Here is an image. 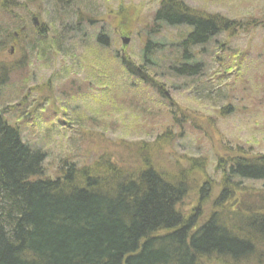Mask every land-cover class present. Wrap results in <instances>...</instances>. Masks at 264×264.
<instances>
[{
	"label": "rangeland",
	"instance_id": "374dc122",
	"mask_svg": "<svg viewBox=\"0 0 264 264\" xmlns=\"http://www.w3.org/2000/svg\"><path fill=\"white\" fill-rule=\"evenodd\" d=\"M160 1L164 0H70L62 8L54 0H0V70L11 83L0 94L4 104L15 107L5 116L23 130L27 144L47 153V176L57 175L63 158L79 164L104 153L115 167L131 172L145 159L168 174L187 170L189 198L180 210L196 218L193 226L214 213H220L225 224L240 221L264 210L263 180L234 179L231 189L241 194L221 197L227 160L264 155V0H182L189 9L241 27L214 39L196 57L194 62L200 64L194 69L202 75L193 79L195 90L185 86L189 80L168 70L177 64L190 68L191 47L184 41L189 26L154 28L153 14ZM121 11L131 17L124 26ZM79 12L93 16L92 25L80 27L90 39L83 46L72 29ZM28 14L29 23L22 30V25L14 28V18L25 23ZM31 17H36V27ZM29 28L36 33L28 36ZM50 29L62 30L65 37L57 62L58 52L44 36ZM100 31L109 35L110 46H97ZM153 38L167 61L159 58L158 66L143 65L142 44ZM123 39H129L126 47ZM83 55L91 61L95 55L101 59L108 83L85 72ZM114 55L119 64L123 57L136 69L144 67L141 82L125 76ZM205 87L212 92L207 94ZM158 141L160 149L155 146ZM202 185L208 192L199 189ZM260 261L264 264L263 249L256 250L248 264Z\"/></svg>",
	"mask_w": 264,
	"mask_h": 264
},
{
	"label": "trees",
	"instance_id": "16d2710c",
	"mask_svg": "<svg viewBox=\"0 0 264 264\" xmlns=\"http://www.w3.org/2000/svg\"><path fill=\"white\" fill-rule=\"evenodd\" d=\"M54 1L58 7L66 8L70 0ZM16 4L11 8L15 9ZM158 4L153 14L154 28L188 25L184 41L190 47L204 46L210 36L219 32L231 34L241 28L219 16L200 17L202 14L189 9L182 0ZM120 15L124 26L131 17L124 11ZM29 17L30 14L25 23L14 18V28L22 25V30ZM210 19L213 21H207ZM92 21V15L79 12L72 27L77 44H86L89 34L81 33L80 27L85 23L92 25ZM26 33L30 36L36 31L29 28ZM61 33L62 30L59 33L50 29L44 35L51 38L50 48L58 52L55 62L61 55L60 41H65ZM122 35H126L125 30ZM153 41L154 38L148 39L142 44L143 65L150 62L158 66L144 58L162 51ZM95 42L99 47L110 46V37L100 31ZM183 50L188 52V48ZM190 56V68L189 64L168 67L174 77L202 75L194 69L198 67L194 62L197 55ZM187 57L180 56L184 62L189 61ZM93 58L91 61L83 55L85 72L108 83L107 66L97 55ZM113 60L117 61L115 55ZM120 65L125 76L140 81L144 67L136 69L123 57ZM0 73L2 89L11 83L6 72ZM144 81L148 83L147 79ZM3 98L0 94V264H248L254 251L264 250V210L244 218V232L227 228L220 213L193 226L196 218L186 217L177 204L185 190L188 193L183 179L186 169L168 174L144 159L140 169L124 171L101 153L79 164L63 158L57 175L47 176V153L24 141L23 130L5 116L15 107L4 104ZM155 146L160 149L161 141ZM197 162L200 160L192 161ZM226 163L230 171L224 180L227 189L234 179L264 181V155L236 156ZM227 189L221 197L228 194Z\"/></svg>",
	"mask_w": 264,
	"mask_h": 264
},
{
	"label": "bare ground",
	"instance_id": "6f19581e",
	"mask_svg": "<svg viewBox=\"0 0 264 264\" xmlns=\"http://www.w3.org/2000/svg\"><path fill=\"white\" fill-rule=\"evenodd\" d=\"M208 17L207 15H201L200 17ZM207 21H210V22H212L213 21V19H210V20H207ZM222 35H229V34H227V33H225V32H219L218 33V35H215V36H210V38H209V42L208 43H205V45L204 46H201V44H198V45H200V46H197V45H195V44H193V45H191V53L192 54H196V55H199V54H201V50H200V48L201 49H205V48H208V47H210L211 45H212V43H213V40L214 39H216V38H218V37H220V36H222ZM16 36H18L17 34H16ZM179 56H181L180 54H178ZM144 58H147V59H149V60H152L153 62H156V63H158L159 61H158V59L159 58H161V60L163 61V62H166L167 60H166V57H165V55H161V53H159V51L156 53V54H148V55H144ZM196 64H200V63H196ZM169 67V66H168ZM201 75H195V78H199ZM220 77H222L223 76V74H220L219 75ZM195 78H192L190 75H188V76H185V77H182V79H185V80H189V82L185 85L186 87L189 85V86H191V89L192 90H195L196 88H197V84L195 83V81L193 80V79H195ZM210 81V80H209ZM205 86L206 85H208V81L207 80H205ZM204 84H203V86H204ZM206 89H207V94H210L212 91H211V89L209 88V87H205ZM202 91V87H200L199 89H197L195 92H197V94H199L200 92ZM194 91L192 92V93H195ZM171 99V103H172V105L170 104V107L172 106L173 108H174V106H175V102H174V100L172 99V98H170ZM169 99V100H170ZM226 173L227 174H229L230 173V171H229V168L226 166ZM183 179H185V182L187 181V178L185 177V178H183ZM185 182H182L181 184H183L184 185V183ZM207 186H205V185H202L201 186V188H199L200 190H202V191H205V192H208V189L206 188ZM227 189V186H223V189L221 190V192L222 191H225ZM210 190H211V188H210ZM227 193L228 194H231V196L234 198V196L235 195H240L241 194V192H239V191H235V189H231V188H228L227 189ZM189 197H187V191L185 190V192H184V194H183V196H181L178 200V206H179V209H180V207H183L184 206V202L188 199ZM239 199V198H238ZM225 217L226 218H228V216L227 215H225ZM240 219V221H235V222H231V224H225L226 225V227L227 228H230V229H233V230H236V229H238L239 228V230L241 231V232H244V223L246 222L245 221V219L244 218H239ZM221 221L222 222H224L223 220H222V218H221ZM225 223V222H224ZM255 251H254V253H253V255H255Z\"/></svg>",
	"mask_w": 264,
	"mask_h": 264
},
{
	"label": "water",
	"instance_id": "95a60500",
	"mask_svg": "<svg viewBox=\"0 0 264 264\" xmlns=\"http://www.w3.org/2000/svg\"><path fill=\"white\" fill-rule=\"evenodd\" d=\"M32 25L33 26H37V19L33 17L32 19ZM129 43V40L128 39H123V44L124 46L127 45Z\"/></svg>",
	"mask_w": 264,
	"mask_h": 264
}]
</instances>
